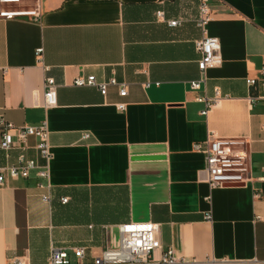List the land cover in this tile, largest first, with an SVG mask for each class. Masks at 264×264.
<instances>
[{
	"label": "crops",
	"instance_id": "0c3cea01",
	"mask_svg": "<svg viewBox=\"0 0 264 264\" xmlns=\"http://www.w3.org/2000/svg\"><path fill=\"white\" fill-rule=\"evenodd\" d=\"M40 2L39 21L0 18V118L45 121L52 155L47 178L33 172L0 185V264H45L53 247L71 264L73 248L84 247L90 262L117 247L120 224L143 221L158 225L157 260L172 247L177 264H264V182L255 179L264 166V99H252L246 84L263 61L264 0L208 1L205 34L218 39L219 61L198 90L189 81L199 75V0ZM87 75L125 82L127 94L72 84ZM45 76L56 84L51 107ZM216 91L200 115L196 98ZM208 133L247 140L254 180L209 188L204 156L192 148ZM10 138L3 164L21 150ZM36 142L29 137L24 152L42 163Z\"/></svg>",
	"mask_w": 264,
	"mask_h": 264
},
{
	"label": "built area",
	"instance_id": "2783aa9c",
	"mask_svg": "<svg viewBox=\"0 0 264 264\" xmlns=\"http://www.w3.org/2000/svg\"><path fill=\"white\" fill-rule=\"evenodd\" d=\"M41 0H0V18L15 19L24 18L30 21H39L41 11ZM209 0H199V15L196 25L202 32L200 39L195 41V49L199 55L197 60L198 78L189 81L190 90H198L206 80V71L209 67L219 61L220 45L218 39L205 34V25L210 19L208 7ZM158 19H163V12L156 13ZM168 24L174 26L177 20H170ZM36 57L42 56V48L35 50ZM75 86H93L104 96L109 86H117L118 94H127V84L118 82L114 77L105 81H98L93 75L77 76L73 79ZM246 84L253 89L255 94L252 99H264V54L263 61L257 77H249ZM218 91L214 97H197L198 101L204 102V107L199 114L206 116L211 105L217 100ZM56 104V84L52 77L45 76L43 83V105L51 107ZM117 108L122 110L124 104H118ZM10 132L16 136V144L21 148L16 160L12 163L3 164L0 158V185L7 178H29L34 175L39 178L48 177V165L51 159L50 145L48 142V128L45 121L39 125L15 126L5 119L0 118V150L8 154L13 148ZM88 134H84L87 137ZM29 137L36 139L35 150L42 163L37 158L27 157L24 149ZM247 140L239 137H217L208 133L202 142L192 145L194 151L201 152L204 156V171L207 174L206 182L210 189L225 186L244 185L251 182ZM264 182V166L262 174L255 178ZM43 199H48L44 195ZM66 197L61 198L65 203ZM210 218V215H207ZM119 240L117 247L104 250L100 256L93 258L90 262L84 261L85 248L75 247L73 253L76 257L74 264H177L179 260L174 255L172 247L163 250L160 259H155L153 253L160 248L159 228L152 221L128 222L118 226ZM10 264H23L21 257H14ZM45 264H71L65 249L53 247L46 259Z\"/></svg>",
	"mask_w": 264,
	"mask_h": 264
}]
</instances>
